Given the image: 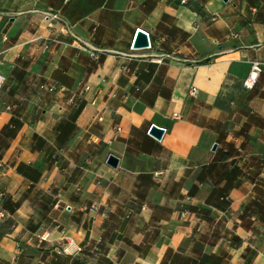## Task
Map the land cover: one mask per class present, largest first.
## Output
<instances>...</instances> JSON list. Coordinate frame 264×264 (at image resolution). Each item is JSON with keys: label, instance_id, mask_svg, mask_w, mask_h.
<instances>
[{"label": "crops", "instance_id": "obj_1", "mask_svg": "<svg viewBox=\"0 0 264 264\" xmlns=\"http://www.w3.org/2000/svg\"><path fill=\"white\" fill-rule=\"evenodd\" d=\"M252 62L264 0H0V264H264Z\"/></svg>", "mask_w": 264, "mask_h": 264}, {"label": "built area", "instance_id": "obj_2", "mask_svg": "<svg viewBox=\"0 0 264 264\" xmlns=\"http://www.w3.org/2000/svg\"><path fill=\"white\" fill-rule=\"evenodd\" d=\"M67 1L68 0H65V3ZM49 17H50L51 21H57L59 19L56 14H49ZM55 43H56V40L54 38H52L50 40H47V42L44 43L43 50L47 51L50 48V45L51 44H55ZM150 48H151V45H149L148 49H150ZM91 56L94 59H96V60L98 59V55H96L93 52H91ZM166 57H169V56H166ZM153 61L156 62V63H160L161 62L160 59H153ZM262 66H264V64H261L259 62H252L251 63L249 75L247 76V78L243 82V88L244 89H246V90L253 89V87L255 86V84H256V82H257V80L259 78V75L262 72ZM4 83H5V80L0 75V92H1V90L3 88V86H4ZM45 90L47 92L52 93L54 91V88L48 87V88H45ZM85 90H88V88H85ZM196 93H197L196 88L195 87H190L189 90L187 91L186 97L189 98V99L194 98ZM172 118L178 120L180 117L177 114H173ZM39 238L44 241V240H46L48 238V235L42 234ZM81 251H82L81 247L76 245L74 243V241L71 240V239H66L65 243L59 249V253H61L63 255L79 254Z\"/></svg>", "mask_w": 264, "mask_h": 264}, {"label": "water", "instance_id": "obj_3", "mask_svg": "<svg viewBox=\"0 0 264 264\" xmlns=\"http://www.w3.org/2000/svg\"><path fill=\"white\" fill-rule=\"evenodd\" d=\"M150 41L149 36L146 32L138 29L135 33V37L133 43L131 45V49L135 51L139 50H147L149 48ZM149 136L155 139L156 141H160L163 137L164 130L157 126L152 125L148 132ZM216 144L213 145L212 151L216 150ZM119 160L117 157L113 155H109L106 161L107 166L112 169H116L118 167Z\"/></svg>", "mask_w": 264, "mask_h": 264}]
</instances>
